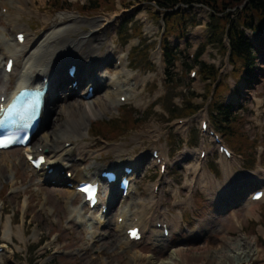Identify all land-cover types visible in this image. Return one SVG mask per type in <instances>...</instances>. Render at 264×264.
<instances>
[{"label": "rangeland", "instance_id": "rangeland-1", "mask_svg": "<svg viewBox=\"0 0 264 264\" xmlns=\"http://www.w3.org/2000/svg\"><path fill=\"white\" fill-rule=\"evenodd\" d=\"M87 1L27 0L22 10L18 11L7 0H0V27L4 31L10 28L3 19L2 5L13 17L18 18L26 34L36 36L48 31L58 22L66 21L65 18L59 20L63 15L78 17L87 22L80 27L81 31L67 35L72 39H79L82 32L90 31L92 27L107 20L108 25H103L98 34L103 42L98 59L86 65L93 66L89 69L91 78L98 75L97 70L106 74L114 73V67L121 64L130 73L138 74L142 79L149 78L131 86L133 95L125 103H121L116 94L111 96L117 105H108L104 113H96L90 120L87 137L69 141V148L73 157L83 161L85 175L90 179L92 174L97 177L101 169L119 165L116 169L121 170L122 166L130 165L132 159L141 157L143 164L135 178L133 190L144 201L146 216L155 212L149 196L152 187L156 185L158 191L153 193V201L159 204V211L164 214L168 223L177 224L172 230L168 226L170 237L166 238L163 248L152 240L144 239L130 250L122 249L120 252L116 241L118 233L112 231L113 226L99 228L104 233L103 236L90 243L81 226L68 219L63 204V199L67 197L68 182L50 184L40 181L37 173L23 160L21 151L12 150L0 154V246L6 245L4 248L0 247V254H3L0 264H133L135 258L131 256L135 253L144 256L137 259L138 264H156L167 259L170 250L176 247H191L197 251L202 246L197 243L179 244L181 238L198 233L199 228L207 227L210 219L218 223L222 220L216 214L213 201H205L199 190L190 195L182 188L185 179L189 181L197 174L194 167L199 155L195 157L194 153L202 148L206 156L199 162V167L205 171L209 169L219 179L222 173L223 178V159L216 152L217 145L207 133L203 134L199 130L200 119L204 116L210 128L219 134L222 143L233 153L234 162L227 163V171L230 175H235L233 180L248 181L250 187L255 186H248L246 193H251L255 188L264 189V184L259 182L264 178V26H260L254 17V24L259 29L245 30L256 50L260 67L255 80L246 85L243 83L241 62L229 60L227 40L221 33V28L226 25V13L231 18L233 15H241L242 22L243 14L235 8L222 14L217 13L220 18L214 20L212 13L203 7L178 10V16L170 12L174 16L165 22L164 14L157 13L152 3L137 0H104L106 2L103 3L99 0L100 10L87 13L82 9L86 7ZM244 8L241 6V10ZM214 24H218L219 28L212 39L214 36L210 34V25ZM6 37L13 40L11 34L6 33ZM210 39L212 43H209ZM164 41L168 43V52L164 50ZM88 46L92 45L88 43L77 52L80 59L76 63L78 70L79 64L88 57ZM202 46L205 48L196 59L197 51ZM157 53L163 59L162 70L154 60ZM165 53L173 54V64L168 74L166 65L169 54L166 56ZM190 54L194 57L189 58ZM119 56L122 61L117 65L115 61ZM68 61L70 60L65 57L63 76L67 75L70 68ZM198 63L214 66L218 74L214 84L205 79V73L201 72ZM2 66L3 62L1 71ZM190 70L197 72L196 79L189 78ZM90 79L80 84L78 93L85 91V85ZM68 85L72 86L71 80L67 82L66 86ZM211 87L215 89L213 99L210 95ZM13 88L15 79L10 77L9 90ZM104 97V90L98 89L89 100L98 101ZM78 100V96L70 95L66 102L69 105V102ZM138 102L144 105L139 106ZM214 103L232 105L230 120L226 124H220L225 113L221 111L218 114ZM53 118L59 123L64 120L65 115L61 112ZM181 121L185 122L183 127L186 132L183 134L178 129ZM222 125L226 129L219 132V126ZM47 129L49 126H45L43 131ZM43 131L36 135L30 146L36 145ZM155 148L168 160L163 176L159 175L157 167L152 166L149 161L151 151ZM248 176L249 180L243 178ZM104 190L102 189L103 196ZM70 200L74 207L82 204L79 195ZM129 202L131 200L128 197H120L119 192L117 193V199L112 202L109 211L112 224L118 211ZM131 209L133 210V206ZM82 212L86 216L98 215L97 211H89L86 206ZM252 212L253 216H248V209L243 205L234 212V225H238V229L236 234L228 237L235 238L243 234L246 238L254 239L256 252L249 255L250 264H264V202L253 206ZM7 219L11 220L14 232L18 227L23 228V238L14 233L10 240L3 238V224ZM146 227V235L149 232H160L152 223ZM185 227L188 231H184ZM34 232L36 236L32 238ZM216 235L223 236V231H216L214 236ZM205 245L203 247L208 251L216 246L214 240ZM206 257L201 259L198 256L194 264H214L209 261V257L205 261ZM185 262L184 259V263L177 264L193 263L189 260V263Z\"/></svg>", "mask_w": 264, "mask_h": 264}, {"label": "bare ground", "instance_id": "bare-ground-1", "mask_svg": "<svg viewBox=\"0 0 264 264\" xmlns=\"http://www.w3.org/2000/svg\"><path fill=\"white\" fill-rule=\"evenodd\" d=\"M27 0H7V2L11 5H15L18 11L22 10V6L26 5ZM3 7V5H2ZM67 19L66 21H60L57 25H53L48 31H43L40 35L36 36L34 34H26L25 31L22 30L23 25L20 23L17 17H13L9 10H7L6 14L3 16V19L8 23L9 27L13 25V28H9L7 31H4L0 27V66L1 62H3L2 71L0 70V97L2 95H6L9 91L10 87V77L15 79V88L17 89L24 85H40L42 79L44 77L48 78L50 81L49 84V92L47 93L44 107V124L42 127L38 128L37 133H40L44 130L45 126H49V129L43 131L39 136L36 145L30 146V152L34 154H45L47 159V164L50 165V169H52V174H49L46 171H41L37 173L38 179L42 182L54 181L56 183H73V188L69 189L67 187V197L63 199V204L65 210L68 213V219L70 221L79 224L83 229L86 238L93 243L97 240L98 237H102L104 233H102L99 228L113 226L112 231L118 233L116 236V241L118 243V251H122V249H129L131 246L139 245L141 242L145 240H152L154 243L160 245L163 248L166 239L162 237V233L153 232L148 235L147 224L152 223L156 225L157 222L169 223L166 221L164 214L159 211V204L155 201V196L153 195V186L151 189V196H149L150 201H152L153 206L155 207V212L151 216H146L144 209V201L139 198L136 192H133L132 184L130 185L128 197L131 202H129L125 207L121 208L118 211L113 224L111 223L110 217V209L105 213L106 215L103 217L101 215L97 216H86L84 212H82L85 204L82 202L77 207L73 206V201L71 198H76L79 195L75 191V186L84 181H90L95 177V175H91V179L85 175L84 167L85 164L80 158L73 157L71 148H65L64 144L74 140H83V138L88 135V127L90 124L91 118L96 116V113H104L107 110L108 105H117L115 99H112L111 96L117 95L119 99L121 96H124L126 101L130 99L133 95L131 91L132 85H137L139 83L145 82V80L149 77L142 79L138 74H132L126 70V66L121 64L120 66H115L114 73H101L100 70H97L98 75L92 76L89 74V66L86 67L88 61L90 64L96 61L99 55V50L103 45L101 39L98 38L99 32L103 29V25L106 24L107 20L101 22L95 27H92L90 31L82 32L81 37L79 39H72L67 37L68 34L72 32L81 31L80 27L86 25L87 22L81 18L74 17L71 15H63L59 18ZM19 28V29H17ZM24 32L26 34L25 41L22 45H18L15 39L11 40L6 37L7 34H11L12 37L16 33ZM90 43L92 46H88L89 53L81 64H79L80 69L74 75V78L69 77L68 75H62L63 69V61L66 57L68 58L67 63L70 65L79 62L78 58V50L82 48V46ZM8 58L14 59V65L10 74H6L4 72V64L6 63ZM118 60H122L119 56ZM154 60L160 70L163 69V59L160 53H157L154 56ZM88 66V65H87ZM97 69V68H95ZM122 78L121 80L119 78ZM90 82H93L96 86V89H102L105 92V97L102 100L91 101L86 98L87 91L85 85V91L82 93H78V89L80 88V84H82L85 80L90 79ZM78 81L77 89L71 85L66 86L67 82L71 80ZM91 83H89L90 85ZM4 91V93H1ZM13 90H11L12 92ZM61 92V95L59 93ZM122 92V93H121ZM70 95L78 96V102H69L68 99ZM117 99V100H118ZM68 105V106H67ZM139 106H143V103L138 102ZM63 113L65 118L62 122L57 123L54 120L53 116L55 114ZM77 114V115H76ZM76 115V116H75ZM52 116V118H51ZM75 116V117H74ZM205 117V116H204ZM201 118V120L204 119ZM60 145V146H59ZM201 150H204L202 148ZM8 152V151H6ZM200 150L194 153V156L197 157ZM5 153V152H0ZM221 165L224 172H228L227 168L229 163L228 160L222 157ZM2 158H0V162ZM234 162V157L232 156L230 163ZM199 165V162H196ZM141 157H137L131 160V167H135V171L140 173V168L142 167ZM122 165V164H121ZM120 165V166H121ZM197 165L194 167L195 171L198 172ZM119 165H115L109 169L116 171ZM67 173H70L71 176L67 177ZM136 173V172H135ZM62 174V175H61ZM134 173L132 174V176ZM131 176V177H132ZM235 176V175H233ZM251 177V174L249 175ZM248 176V177H249ZM11 177V175H10ZM228 177V175H226ZM247 177V178H248ZM13 180V177H11ZM260 184H264V178L259 181ZM106 192L104 193V197L102 198L109 200L110 202H114L117 199V193L115 187L105 188ZM263 195L258 201H251L248 204H243L248 209V216H253V206L258 205L264 202V189ZM252 194V193H251ZM250 194V195H251ZM134 200V201H133ZM242 205V204H240ZM239 205V206H240ZM133 206V210L131 209ZM28 207V205H27ZM235 212V210H234ZM121 218L122 221L119 224L117 219ZM136 220V222H135ZM177 223H171L170 229H174ZM225 223H218V221L209 220L207 229L208 232L214 233L215 231L223 230ZM134 225H138L141 228V233L143 234L139 241L132 242L125 236V231L132 228ZM3 238L7 241L10 240L11 235L14 233L19 238H23V228L18 227L14 232L11 227V220L7 219L3 224ZM123 235V236H119ZM36 232L32 234V238H35ZM170 237V233L168 238ZM168 240V239H167ZM228 246L217 245L212 246L210 251L206 250L203 246L196 248H183L176 247L170 250L169 256L165 260H161L156 264H177L184 263V259L186 262L191 261L194 264L196 258L198 256L209 257V261H215L216 254H222L225 258L230 257L231 253L229 248H231V258L233 260L236 258V255H242V264H250L249 255L252 252H256V244L254 239L246 238L243 234H239L235 238H225ZM128 243L131 246H128ZM211 243V242H210ZM2 248L6 247V245L0 246ZM129 252V251H127ZM252 255V254H251ZM250 255V256H251ZM3 254H0V258ZM248 256V257H247ZM131 257L135 258V263L138 264L137 259H141L144 257L142 254L135 253ZM184 257V259H183ZM185 262V263H186ZM189 263V262H188ZM235 264V263H234Z\"/></svg>", "mask_w": 264, "mask_h": 264}, {"label": "trees", "instance_id": "trees-1", "mask_svg": "<svg viewBox=\"0 0 264 264\" xmlns=\"http://www.w3.org/2000/svg\"><path fill=\"white\" fill-rule=\"evenodd\" d=\"M99 0H88L86 7H82V9L85 10L87 13L95 12L100 10V6L98 4ZM138 2H144L147 4H153L156 8V12H160L164 14V20L167 22L168 20H171L172 15L175 16L176 12L178 10H190L194 7H203L208 9L212 13L213 20L219 19L218 14L225 13L228 9H236L238 12L243 14L242 22H240V16L231 18L228 13H226V25L221 28V33L226 37L227 43H228V50H229V60L234 61H240L241 62V68H242V74H243V81L246 83H251L255 80L257 75L259 74L260 67L258 66V57L256 55V50L254 49V46L252 45L251 41L249 40L248 36L245 34V30L253 31L255 29H259L257 25L254 24V17L258 20V23L260 26H264V0H137ZM103 3L106 1L102 0ZM109 2V0H107ZM62 7V4H60ZM241 6L245 7L244 10H241ZM170 12H173V14H170ZM247 12L249 14H247ZM173 15V16H174ZM239 18V19H238ZM211 36L212 39L215 38L216 30L219 28L218 24L210 25ZM121 36V33L118 34ZM212 39L209 40V43H212ZM220 43V42H219ZM222 44V42H221ZM168 43L167 41L163 42V47L165 52H168ZM204 46L200 47L196 54V59L202 54L204 50ZM167 57V73L170 67L173 64V57L172 53H165ZM195 59V61H196ZM198 66L201 69L202 73H205V79L206 80H215L217 72L214 66H208L203 63H198ZM189 68V66H188ZM247 85V84H246ZM213 99V98H212ZM216 109L220 112L223 110L225 114V118H222L223 123L228 122L230 120V114L232 110V106L228 105L227 107L223 108L221 110V107L216 105L214 103ZM190 108V107H188ZM227 118V119H226ZM224 123V124H225ZM221 131L224 132L226 127L222 126Z\"/></svg>", "mask_w": 264, "mask_h": 264}, {"label": "crops", "instance_id": "crops-1", "mask_svg": "<svg viewBox=\"0 0 264 264\" xmlns=\"http://www.w3.org/2000/svg\"><path fill=\"white\" fill-rule=\"evenodd\" d=\"M191 180V179H190ZM185 181H187L185 179ZM231 179L229 177L217 178L209 169L206 171L203 169L195 176V187L193 193L199 190L205 201H217L223 196L230 184Z\"/></svg>", "mask_w": 264, "mask_h": 264}, {"label": "flooded vegetation", "instance_id": "flooded-vegetation-1", "mask_svg": "<svg viewBox=\"0 0 264 264\" xmlns=\"http://www.w3.org/2000/svg\"><path fill=\"white\" fill-rule=\"evenodd\" d=\"M218 75V74H217ZM217 75H216V77H217ZM215 80H216V78H215ZM215 80L213 81V84H214V82H215ZM215 90V89H214ZM213 94H214V91H213ZM221 107V110L223 109V108H225V107H227L228 106V104H226V103H223V104H221V105H218V107ZM223 111V110H222ZM219 112H220V110H219ZM223 118H225V116H223ZM227 119V118H226ZM225 123V122H224ZM226 124V123H225ZM221 129H222V127H220L219 126V129L218 130H220L221 131Z\"/></svg>", "mask_w": 264, "mask_h": 264}, {"label": "snow or ice", "instance_id": "snow-or-ice-1", "mask_svg": "<svg viewBox=\"0 0 264 264\" xmlns=\"http://www.w3.org/2000/svg\"><path fill=\"white\" fill-rule=\"evenodd\" d=\"M134 234V233H133Z\"/></svg>", "mask_w": 264, "mask_h": 264}]
</instances>
